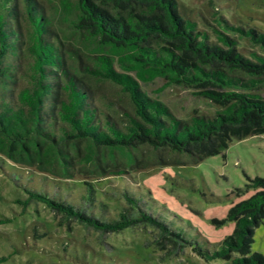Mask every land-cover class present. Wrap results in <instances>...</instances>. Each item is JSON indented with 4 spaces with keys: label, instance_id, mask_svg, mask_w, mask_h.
Wrapping results in <instances>:
<instances>
[{
    "label": "trees",
    "instance_id": "1",
    "mask_svg": "<svg viewBox=\"0 0 264 264\" xmlns=\"http://www.w3.org/2000/svg\"><path fill=\"white\" fill-rule=\"evenodd\" d=\"M64 8L74 3L73 29L85 31L102 51L93 62L79 60L71 67L44 5L39 0H0V154L13 162L36 166L57 176L73 177V169L123 175L127 167L112 163L106 168L96 152L124 151L129 165L136 160L134 147L185 152L188 161L217 153L233 137L264 133V54L240 52L227 33L219 41L183 18L176 0H61ZM224 24L264 46V33L222 18ZM31 35L27 54L24 32ZM29 58L28 81L19 82L21 55ZM117 64L120 70L115 68ZM83 72H82V71ZM109 80L125 91L133 112L119 122L92 93L85 76ZM164 77L161 89L176 84L218 104L212 115L195 113L183 119L141 82ZM94 160H98L95 162ZM180 163H185L181 161ZM83 203L51 196L25 186L23 204L44 202L59 220H76L99 232L127 226L150 225L153 241L167 253H176L190 242L162 216L153 214L125 186L123 203L113 216L107 203L96 201L95 186L87 179ZM250 185L257 189L229 206L223 218L233 228L212 250L195 244L206 258L223 257L227 264H264V252L251 251L254 227L264 218V175ZM80 202V201H79ZM96 208V209H94ZM96 210V211H95ZM8 218H0V222ZM208 242L207 240H205ZM5 256L0 255V261Z\"/></svg>",
    "mask_w": 264,
    "mask_h": 264
},
{
    "label": "rangeland",
    "instance_id": "2",
    "mask_svg": "<svg viewBox=\"0 0 264 264\" xmlns=\"http://www.w3.org/2000/svg\"><path fill=\"white\" fill-rule=\"evenodd\" d=\"M176 1L179 14L194 20L196 28L206 32L210 40L219 41L227 33L236 39L240 52L250 55L251 50H256L264 54V46L228 28L222 19L264 33V0ZM39 2L62 42L70 66L77 65L79 60L93 62L94 55L102 50L93 39L87 38L85 31L71 27V19L76 17L74 3L68 9L61 0ZM27 32L22 44L25 54L31 38ZM24 53L20 60V85L27 83L30 72L29 58ZM115 68L120 70L117 64ZM84 76L97 102L123 123L124 112H133L127 93L109 80ZM163 81L164 77L157 76L141 85L151 96L164 101L178 117L189 119L195 113L212 115L221 108L185 86L171 84L161 89ZM260 91L264 95V85ZM133 152L136 160L129 165L123 150H115L111 155L107 150L96 152L106 168L112 163L127 167L129 171L123 175L90 172L91 165H87L88 170L73 169V177L57 176L0 154V218H8L0 222V255L5 256L0 264H227L229 259L206 258L193 246L217 248L233 228L232 220L216 224L212 219L223 218L231 204L257 189L250 181L256 175H264V133L233 137L221 151L196 161H188L185 152L154 149L148 144L134 147ZM183 160L185 163H180ZM82 179L94 184L96 201L107 203L113 216L124 202L121 193L125 186L142 200L147 210L162 216L190 242L176 253H167L169 244L159 248L153 241L156 229L150 225L101 233L76 220H59L42 201L23 204L16 200L26 197L24 187L29 186L51 196L83 203ZM250 249L264 252V218L254 227Z\"/></svg>",
    "mask_w": 264,
    "mask_h": 264
}]
</instances>
